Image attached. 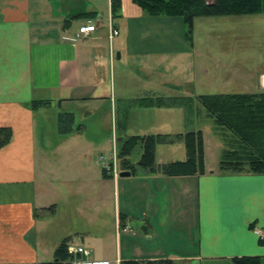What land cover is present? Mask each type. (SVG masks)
I'll list each match as a JSON object with an SVG mask.
<instances>
[{"label": "crops", "instance_id": "crops-1", "mask_svg": "<svg viewBox=\"0 0 264 264\" xmlns=\"http://www.w3.org/2000/svg\"><path fill=\"white\" fill-rule=\"evenodd\" d=\"M120 2V17L114 23L111 0H0V128L12 132L10 143L0 149V264H52L55 249L66 238L71 239L69 244L86 247L91 260L110 264L160 259L175 264H236L233 260L242 257H258L264 264V175L211 170L205 153V173L199 176L166 178L136 169L135 174L120 177L123 171L116 170V175L105 173L100 181L105 188L112 186V212L105 218L103 194L94 196L93 178L78 170L66 175L51 170V154L62 150L64 139L59 138L64 135L57 131L56 117L60 137L53 139L45 122L47 111L32 110V102L50 101V109L58 110L65 102L105 101L102 88L115 89V61L126 66L133 60L137 68L132 73L118 71L137 84L147 83L155 74L159 85L174 88L179 83L171 80V70L178 72L179 65L186 66L182 84L203 81L209 72L205 66L211 59L205 65L202 52L211 37V19H194L189 41L181 19L148 17L131 0ZM236 17L218 22L228 30L236 26ZM89 20L96 31L77 38L78 29ZM109 23L119 31L111 42ZM227 30L220 32L228 35ZM230 35L229 40L241 37ZM155 57H172L175 62L165 68H160L159 60L147 63ZM257 57L243 78V55L231 51L221 56L215 64L220 73L230 74L221 83L238 85L243 94L264 92V57ZM110 101L113 105L115 98ZM147 109L157 111L158 132L176 135L178 109ZM82 128L71 136L82 134ZM87 141L76 154L94 151V141ZM38 159L43 179L39 185L57 181L68 187L67 196L60 198L66 212L38 198ZM59 210L67 220L52 227ZM47 211L52 219L40 218ZM94 211L100 230L95 238ZM78 221L84 225L74 226ZM109 221L111 235L105 229ZM254 230L262 233V240ZM103 234L114 243V249L104 254L94 248V239H104ZM73 236L80 243L75 244Z\"/></svg>", "mask_w": 264, "mask_h": 264}, {"label": "rangeland", "instance_id": "rangeland-1", "mask_svg": "<svg viewBox=\"0 0 264 264\" xmlns=\"http://www.w3.org/2000/svg\"><path fill=\"white\" fill-rule=\"evenodd\" d=\"M264 14L256 15H245L237 16L235 19L237 21L236 26H230L229 29L232 33L227 30V26L220 24L219 19H224L223 17H205L204 19H211V27L209 28V33H211L210 39L207 40V44L202 52V57L206 65V61L211 59V65L205 66L209 70L207 76L204 80H198L194 84L187 85L182 84L187 77V73L182 71L186 68L184 65H179L177 68L178 72L171 70L173 75L171 80L177 81L179 85L174 88L170 85L162 86L159 85V78L152 74V78L147 80V83L137 84L136 80L131 79L127 73H132L133 70L137 68V65L130 61L128 69L122 62L115 61L113 77L115 79V89L108 88L101 90L103 96H106L105 101L86 102V101H71L65 102L61 109L49 108L46 111L45 122L47 126L52 131L55 137V141H58L56 133V117L58 113H72L74 115L75 123L73 125L74 130L83 126V133L80 135H70L61 136L59 139L63 140L61 142L62 150L56 155L51 154V170L54 172L66 175L67 173L74 172L75 170L81 171L83 174L94 179V196L96 193L103 194L102 200L104 202V208L101 210L103 217L107 218L109 212H112V186L106 187L101 182L102 176L105 174L103 170V165H108L114 163L116 170L121 171L119 159H113V152L116 146V139L119 136L118 124L125 123L126 135L127 136H143L150 134H164L157 131L154 122V113L156 110L151 109H141V108H127L124 102L130 101L136 98L145 97L149 95L164 96V97H189L194 100L195 97L199 95H218V94H243V89L235 84L223 85L221 79L223 77H228L230 74H222L219 72L218 66L215 64L219 61L221 56L229 54L231 51L240 52L243 55V60L246 65L242 67V76L245 78L248 75V71L251 69V61H258L259 57H264ZM263 19L259 24L256 23L257 20ZM118 19L114 20L116 23ZM256 20V21H255ZM104 27H107L106 21L103 23ZM79 23L76 21L74 26L78 27ZM222 31L229 33L222 34ZM203 30V29H202ZM206 31L208 29H205ZM203 33V31H201ZM208 33V32H207ZM241 34L238 39L232 38V40L227 39L229 35ZM230 35V36H231ZM236 47V49L234 48ZM162 61L160 68L170 67V64L175 62L172 57H155L149 58L148 64L153 61ZM171 66V67H172ZM126 70L122 74H119L118 70ZM128 69V71H127ZM112 73V71H111ZM190 74V71L188 72ZM112 77V79H113ZM161 78H163L161 76ZM165 79V78H163ZM157 80V81H152ZM152 81V82H151ZM110 85V83H109ZM115 98V102L112 105V98ZM193 110L195 111L188 119H185L184 111L178 109L174 113H177L178 131L176 134L185 133L188 131H201L203 140V151L205 153V163L207 168L211 170L219 171V161L220 155L224 148H227L230 143L231 134L225 130L219 129L210 118L207 112L202 106L195 102L193 105ZM157 118V117H156ZM54 132L56 134H54ZM166 134V133H165ZM224 134V135H223ZM50 140V147H54L56 143ZM87 140L94 141V151L89 153H83L82 155L76 154L78 149L85 147ZM154 151V162L156 165H163L172 162H181L185 160L184 145L182 142L175 143L173 145H158ZM59 159H58V158ZM140 152L135 150L129 157L128 160L136 168L139 169L137 164L139 161ZM41 166V162H40ZM83 170V171H82ZM140 170V169H139ZM41 169L39 167L38 159V186H37V196L42 202H49V204H56L60 209L66 208L63 206L61 201V196H67V186H60L57 181H52L47 185H39V182H43L41 178ZM209 171V170H208ZM80 172V173H81ZM210 172V171H209ZM73 186H77L73 184ZM53 192V193H52ZM55 193V194H54ZM58 194V196L56 195ZM63 206V207H62ZM49 211L40 214V218H45L47 220L52 219L48 215ZM67 220V215L59 210L58 215L54 220H51L52 227H59ZM96 214L94 211V238L97 233L100 232L95 227ZM82 226L84 223L78 221L74 226ZM113 228L112 221H109L107 227V233L111 235ZM102 233V231H101ZM109 235L103 234L104 239L97 241L94 239V248L96 252L104 254L107 250L114 249L113 240H107ZM74 243H80V238L73 236ZM103 241V242H101ZM76 246V245H75Z\"/></svg>", "mask_w": 264, "mask_h": 264}, {"label": "trees", "instance_id": "trees-1", "mask_svg": "<svg viewBox=\"0 0 264 264\" xmlns=\"http://www.w3.org/2000/svg\"><path fill=\"white\" fill-rule=\"evenodd\" d=\"M148 17H170L182 20L186 38L191 41L193 20L205 17H231L264 14V0H131ZM120 0H111L110 14L114 21L120 17ZM84 16V15H83ZM85 16L90 17V14ZM78 16H72L71 19ZM195 102L204 108L214 124L231 134L230 143L220 155L219 171L231 174L264 175V92L257 94H218L189 97H164L149 95L126 102V107L182 109L185 119L195 111ZM50 101H34L32 110H47ZM72 113H59L57 131L68 136L74 130ZM125 123L118 124L119 136L116 139L117 158L121 170L135 174L136 168L128 157L139 150L138 168L148 174L159 173L166 178L199 176L205 173L204 151L201 131H188L176 135L150 134L127 136ZM12 132L0 128V149L10 143ZM182 142L185 160L163 165L154 162V151L158 145H173ZM104 177L106 175L104 174ZM71 239H64L54 251V263L66 260V247ZM236 264H262L258 257H242L233 260ZM119 264H175L170 259L154 261L125 260Z\"/></svg>", "mask_w": 264, "mask_h": 264}, {"label": "built area", "instance_id": "built-area-1", "mask_svg": "<svg viewBox=\"0 0 264 264\" xmlns=\"http://www.w3.org/2000/svg\"><path fill=\"white\" fill-rule=\"evenodd\" d=\"M96 31L95 26L92 21H87L82 27L78 29V35L79 37H87L91 33H94ZM119 34V31L115 29L111 23H109V29H108V40L111 42L113 38L117 37ZM117 156L116 152V146L115 150L113 152V159L115 161V158ZM103 170L105 173H110L112 175H116V167L114 166V163L103 165ZM254 234L258 236L260 240L263 239V235L260 231L254 230ZM66 254L67 258L66 260L60 262L59 264H110L108 261H95L90 259V251L84 247V246H74L72 244H69L66 247ZM116 264L119 263L118 260L115 261Z\"/></svg>", "mask_w": 264, "mask_h": 264}, {"label": "water", "instance_id": "water-1", "mask_svg": "<svg viewBox=\"0 0 264 264\" xmlns=\"http://www.w3.org/2000/svg\"><path fill=\"white\" fill-rule=\"evenodd\" d=\"M117 57H118V55H117ZM119 176L120 177H129L130 173L129 172H121Z\"/></svg>", "mask_w": 264, "mask_h": 264}]
</instances>
